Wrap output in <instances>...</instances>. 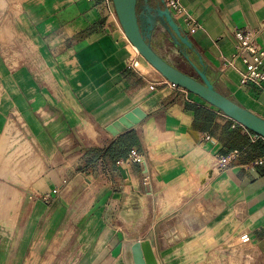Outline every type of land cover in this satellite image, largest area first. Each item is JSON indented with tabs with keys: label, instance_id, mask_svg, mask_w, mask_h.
<instances>
[{
	"label": "crops",
	"instance_id": "0c3cea01",
	"mask_svg": "<svg viewBox=\"0 0 264 264\" xmlns=\"http://www.w3.org/2000/svg\"><path fill=\"white\" fill-rule=\"evenodd\" d=\"M178 1L200 27L189 34L172 13L193 51L159 21L153 49L198 77L192 61L264 119V83L242 82V58L258 57L238 56L234 35L261 28L264 52V0ZM0 92V136L9 127L23 140L29 176L21 198L0 177V264H134L139 241L158 264H264V157L247 150L216 168L235 151L224 133L238 124L165 82L129 42L113 0H0ZM133 150L145 164L129 160Z\"/></svg>",
	"mask_w": 264,
	"mask_h": 264
},
{
	"label": "water",
	"instance_id": "95a60500",
	"mask_svg": "<svg viewBox=\"0 0 264 264\" xmlns=\"http://www.w3.org/2000/svg\"><path fill=\"white\" fill-rule=\"evenodd\" d=\"M113 4L129 42L164 79L197 96L241 127L264 140V119L218 92L205 70L200 69L191 61L198 77L190 76L168 63L153 49L149 42L150 33L153 31L156 21H159L171 33L177 46L193 51L189 37L176 22L170 9L159 5L154 9L144 8L140 5V0H113ZM142 9L143 12H141ZM144 12H147L146 17L143 15ZM200 64L203 66L202 60H200ZM132 256L134 264H158L149 241L137 242L132 247Z\"/></svg>",
	"mask_w": 264,
	"mask_h": 264
},
{
	"label": "built area",
	"instance_id": "2783aa9c",
	"mask_svg": "<svg viewBox=\"0 0 264 264\" xmlns=\"http://www.w3.org/2000/svg\"><path fill=\"white\" fill-rule=\"evenodd\" d=\"M165 6L170 9V11L177 16L183 18L186 31L189 34L195 33L200 27L199 24L190 18H184V8L180 5L178 0H165ZM260 29L255 30H238L235 32V38L237 41V55L243 56L244 54H250L258 59L253 61L248 58L243 57V63L246 67V72L243 75V83L253 82L254 84L261 86L264 83V52L261 50L257 43V38L260 34ZM232 65V63H225L224 67ZM165 82L173 86L174 88H179L176 85L169 83L166 79ZM154 88V87H152ZM240 126V125H239ZM206 140H211L209 135H206ZM258 137H253V141H256ZM244 150H235L228 155H218L216 156L217 169L224 170L228 168L237 158L243 154ZM129 160L137 164H145L146 160L143 156L138 154L135 150L131 152ZM250 243V236L248 234H242L239 238V245H247Z\"/></svg>",
	"mask_w": 264,
	"mask_h": 264
},
{
	"label": "rangeland",
	"instance_id": "374dc122",
	"mask_svg": "<svg viewBox=\"0 0 264 264\" xmlns=\"http://www.w3.org/2000/svg\"><path fill=\"white\" fill-rule=\"evenodd\" d=\"M27 159L25 143L19 137L12 136L8 127L0 136V177L2 181L12 179L20 187L19 198L22 196V188L27 187L29 182V176L25 171ZM215 166L217 168L216 161Z\"/></svg>",
	"mask_w": 264,
	"mask_h": 264
},
{
	"label": "trees",
	"instance_id": "16d2710c",
	"mask_svg": "<svg viewBox=\"0 0 264 264\" xmlns=\"http://www.w3.org/2000/svg\"><path fill=\"white\" fill-rule=\"evenodd\" d=\"M242 130H246V129L239 125H236V130L233 133L231 134L224 133L225 139L227 140L226 144L227 143H228L227 145L230 144L227 153H230L234 149L241 151L244 150L243 153H245L248 150V152L246 153H248L247 157L250 160H255L264 157V140L252 134L248 130H246L252 136L258 137V139L255 142L251 143L246 139V135L241 133ZM258 173L260 175H264V164L258 168Z\"/></svg>",
	"mask_w": 264,
	"mask_h": 264
},
{
	"label": "bare ground",
	"instance_id": "6f19581e",
	"mask_svg": "<svg viewBox=\"0 0 264 264\" xmlns=\"http://www.w3.org/2000/svg\"><path fill=\"white\" fill-rule=\"evenodd\" d=\"M139 67H141V66H139ZM154 69V68H153ZM144 70V69H143Z\"/></svg>",
	"mask_w": 264,
	"mask_h": 264
}]
</instances>
